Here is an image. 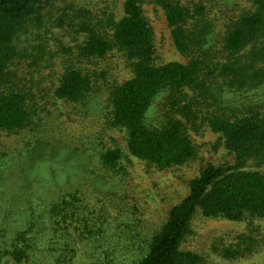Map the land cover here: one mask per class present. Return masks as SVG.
<instances>
[{
    "label": "rangeland",
    "instance_id": "rangeland-1",
    "mask_svg": "<svg viewBox=\"0 0 264 264\" xmlns=\"http://www.w3.org/2000/svg\"><path fill=\"white\" fill-rule=\"evenodd\" d=\"M168 1L187 11L184 29L198 46L191 54L213 57L214 65L222 61L230 23L255 9L252 0ZM121 8L122 0H44L15 40L20 57L13 68L26 79L29 121L19 131H0V264H130L206 165L237 166L210 120L264 113V84L236 90L205 71L202 80L210 81L204 88L175 96L162 91L145 116L149 128H160L169 116L181 120L195 158L166 170L133 158L125 130L111 126L110 118V94L132 77L130 63L117 49L102 59H80L83 36L58 25L68 9L75 22L105 26L110 16H122ZM142 10L153 33L154 63H187L174 48L163 10L151 2ZM66 66L88 74L91 88L81 101L54 95ZM172 99L190 105L191 115L174 113ZM111 150L121 157L106 168L102 157ZM237 170L263 174L264 163L245 161ZM25 246L29 257H17ZM180 249L196 254L199 264H264V219L235 222L197 211Z\"/></svg>",
    "mask_w": 264,
    "mask_h": 264
},
{
    "label": "trees",
    "instance_id": "trees-1",
    "mask_svg": "<svg viewBox=\"0 0 264 264\" xmlns=\"http://www.w3.org/2000/svg\"><path fill=\"white\" fill-rule=\"evenodd\" d=\"M43 1L0 0L2 132L19 131L29 121L26 79L13 68L20 57L15 40L28 20L36 19ZM252 1L254 11L240 16L228 26L221 43L222 61L217 65H214L213 57L198 60L191 54L198 46H193V38L188 37L184 29L187 11L168 0H122V16L117 21L110 16L105 26L89 21L75 22L71 10H65L58 25L83 36L78 46L80 59H102L111 50L117 49L131 65L132 77L115 87L110 94V118L111 126L125 130L127 151L133 158L166 170L183 166L196 156V149L181 120L169 116L160 128L146 126L145 116L160 92L169 91L175 96L186 89L204 88L210 81L202 80L201 73L205 71L214 73L226 87L236 90L264 84V0ZM147 2L163 10L171 28L174 48L180 55L189 58L187 63H154L153 33L142 10V5ZM210 65H213L211 72ZM90 88L87 73L66 66L54 95L64 102H78L85 98ZM190 108V105L179 106L173 99L170 102V109L177 114L191 115ZM210 125L213 131L222 134L225 148L234 154L237 166L223 168L206 165L198 177L189 182L188 195L169 210L159 232L145 248L140 249L130 264H199L196 254L180 249L197 211L205 218L235 222L247 216L264 219V173L237 170L245 161L264 163V113L235 121L213 117ZM120 157L118 150L107 151L102 163L106 168H114ZM30 223L29 231L32 228ZM16 236L21 238L20 234ZM26 249L25 246L17 251L16 256L29 257Z\"/></svg>",
    "mask_w": 264,
    "mask_h": 264
}]
</instances>
